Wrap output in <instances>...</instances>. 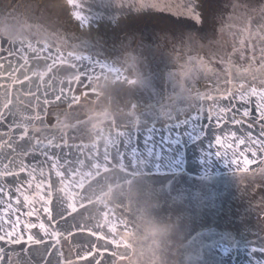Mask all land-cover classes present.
<instances>
[{
	"label": "water",
	"instance_id": "95a60500",
	"mask_svg": "<svg viewBox=\"0 0 264 264\" xmlns=\"http://www.w3.org/2000/svg\"><path fill=\"white\" fill-rule=\"evenodd\" d=\"M75 3L84 15L91 12L87 24L71 18L66 0H0V6L28 4L31 9L10 14L0 9V111L16 110L17 122L27 125L30 134L43 131L59 136L69 130L71 136L70 129H78L76 143L100 144L101 151L110 149L113 141L119 144L116 137L109 139L115 125L125 133L123 146L117 148L127 156L125 167L120 163L106 167L88 156L59 179L44 166V176L54 189L57 230L72 232L84 221H101L105 210L115 209L129 225V231L120 233L127 249L119 251L121 255L126 251L127 258L115 264H264V173L241 174L214 155L215 128L198 114V105L179 97L176 81L186 86L195 80L197 88L206 92L218 77L223 85L225 73L229 79L233 72L250 79L249 65L244 62L249 55L245 48L250 47L248 29L255 28L253 21L261 15L264 0ZM21 41L25 47L30 42L34 47L47 43L65 52L75 49L90 61L106 65L103 78L93 85L98 94L70 109L45 105V88L67 87L61 82L73 79V70L58 65L48 71L51 61L37 60L30 51L21 53ZM22 55L28 57L26 67H20ZM113 69L120 70L125 79L109 74ZM253 70L258 71L259 65ZM33 73L43 74L42 80ZM71 87L80 92L75 82ZM48 99H54L51 89ZM37 114L40 120L28 119ZM11 119L0 124V141L8 139L3 133L19 136L21 129L8 127ZM21 143L17 142L13 153L19 157L17 164L23 159L31 166L34 157H23L28 146L20 147ZM7 152L0 149L2 154ZM73 155H77L75 150ZM39 172L37 167L33 187L28 189L30 198L41 179ZM21 176L28 179L25 173ZM17 195L13 194L14 207H20ZM19 200L22 205L23 196ZM69 203L77 205V214L68 215ZM27 211L20 207L12 214V220H20L25 239L29 231L39 229L26 230L24 225L40 222L36 216L27 217ZM41 219L47 223L43 214ZM89 239L73 237L74 242ZM0 246L5 247L6 264L9 253L11 264H41L32 252V247L39 246H5L3 242Z\"/></svg>",
	"mask_w": 264,
	"mask_h": 264
},
{
	"label": "snow or ice",
	"instance_id": "6c2138e0",
	"mask_svg": "<svg viewBox=\"0 0 264 264\" xmlns=\"http://www.w3.org/2000/svg\"><path fill=\"white\" fill-rule=\"evenodd\" d=\"M67 5L71 6V18H74L81 25L88 23L91 12L87 15L83 14L81 5L75 3V0H66ZM91 9L92 5L88 6ZM4 12L9 14L12 11L26 13L30 11V5L8 4L0 6ZM200 19L199 16L196 17ZM255 28H249L248 43L250 47H246L245 51L249 53L245 63L249 65L246 71L250 75L238 76L232 73V79L228 74L223 76V85L218 77L211 82L209 90L201 92L195 83H188L186 86L179 82V97L198 105L200 112L205 117V123L212 125L217 135L214 144L211 145L213 153L217 157L224 158L227 163L232 165L235 170L241 174L249 172L264 173V9L261 15L253 21ZM255 33V35H253ZM189 43L193 42L189 37ZM9 43H15L9 40ZM21 53L31 52L37 60H50L48 71H53L58 65H67L73 70V79H69L66 83L67 87H60L58 90L52 88L51 85L45 88L43 103L45 105H53L55 108H73L79 105L81 99L95 96L98 93L93 85L99 79L103 78L106 71V65L100 62H92L88 58L80 55L75 49L71 51H62L57 47H53L45 43L42 47H34L30 42L25 47V41H21ZM69 47H71L69 45ZM43 54V56L41 55ZM11 55V53H10ZM24 64L20 67H26L28 57L22 55ZM87 61V63H85ZM254 65H259V70H253ZM11 67V64H9ZM115 74L120 79L125 76L120 70L113 69L109 74ZM34 76L42 80L43 74L33 73ZM29 77L25 75V80ZM233 80L237 81L233 84ZM76 83L80 92L77 93L71 87ZM135 83V81H128ZM229 85H232L229 87ZM49 89L54 94V99H48ZM88 89H91L89 92ZM31 92V90H29ZM254 100V103H253ZM36 103L40 104L39 86H37ZM11 117V123L8 124L9 129H21L18 137H13L9 133H3L8 136L7 140L0 141V149H8L7 154L0 153V163L3 164V170L0 171V205H3V215H0V242L5 246H18L25 243L32 247L33 254L41 259V264H115L116 260H124L127 258V252L120 254V249H127V245L120 239V233L129 231V225L123 215L115 209H107L104 212L101 221H84L78 229L72 232L62 233L57 230V220L53 216V185L50 178L44 176V166L48 165L55 172V176L63 179L64 174L74 164H79L86 160L88 156L94 158L98 163L102 162L104 166L111 167L113 163H120L123 167V161L127 160L126 155H121L117 151L118 147L123 146V137L125 133L114 126V131L109 132V139L114 136L119 144L112 142L111 148L105 147L101 151L100 144L88 146L85 143H76L78 129H70L73 133L68 135L69 130L61 132L59 136L55 134H45L43 131L29 133L27 125L17 122V113L11 107L0 111V124H3ZM30 120H40L39 114L28 117ZM59 123V117L55 118ZM43 123V121H41ZM22 141L20 147L27 145L26 154L32 155L34 162L30 165L25 164L20 159L17 164V155H14V149L17 148V142ZM70 141H72L70 143ZM73 150L77 155H73ZM40 157V159H36ZM7 163H4V161ZM130 163V161H129ZM258 164L260 167L253 168L252 165ZM39 167L41 179L35 183V196L30 198L28 189L33 187L35 173ZM73 171L75 169L73 168ZM25 173L28 179L21 176ZM11 178V180H9ZM27 184V188H25ZM18 194L16 204L20 207H27V217L36 216L40 221L39 224L26 223L24 228L31 230L39 229L37 233L27 235L19 230L20 220L17 218L12 220V214L18 213L20 207H14L12 198L13 194ZM19 196H23V204L19 200ZM39 207H35V204ZM68 215H74L78 212L77 205L69 203L67 205ZM43 214L47 223L41 219ZM67 216L63 217L66 219ZM4 225L9 227L6 229ZM107 228V232H105ZM77 235H85L91 239L89 242H74L73 237ZM82 249L86 251L82 252ZM0 264H6L5 247L0 246ZM7 264H11V255L8 254Z\"/></svg>",
	"mask_w": 264,
	"mask_h": 264
}]
</instances>
